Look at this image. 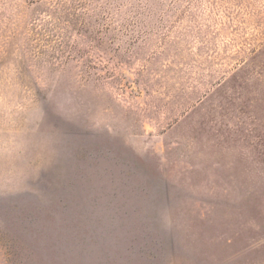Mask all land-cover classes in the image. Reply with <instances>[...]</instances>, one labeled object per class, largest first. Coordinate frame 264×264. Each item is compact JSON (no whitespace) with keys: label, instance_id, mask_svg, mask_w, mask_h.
<instances>
[{"label":"rangeland","instance_id":"rangeland-1","mask_svg":"<svg viewBox=\"0 0 264 264\" xmlns=\"http://www.w3.org/2000/svg\"><path fill=\"white\" fill-rule=\"evenodd\" d=\"M0 264H264V0H0Z\"/></svg>","mask_w":264,"mask_h":264}]
</instances>
